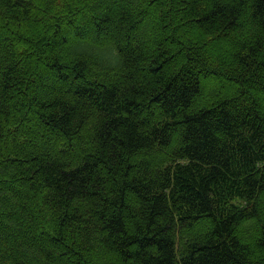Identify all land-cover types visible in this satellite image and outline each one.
<instances>
[{
    "label": "trees",
    "instance_id": "obj_1",
    "mask_svg": "<svg viewBox=\"0 0 264 264\" xmlns=\"http://www.w3.org/2000/svg\"><path fill=\"white\" fill-rule=\"evenodd\" d=\"M258 91L264 0H0V264H264Z\"/></svg>",
    "mask_w": 264,
    "mask_h": 264
},
{
    "label": "rangeland",
    "instance_id": "obj_2",
    "mask_svg": "<svg viewBox=\"0 0 264 264\" xmlns=\"http://www.w3.org/2000/svg\"><path fill=\"white\" fill-rule=\"evenodd\" d=\"M214 83H215V81H213ZM259 93H258V95L262 98V97H264V93H262L261 91H258Z\"/></svg>",
    "mask_w": 264,
    "mask_h": 264
}]
</instances>
